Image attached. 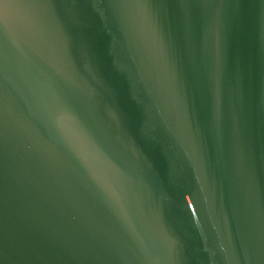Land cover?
Listing matches in <instances>:
<instances>
[{
    "label": "water",
    "instance_id": "95a60500",
    "mask_svg": "<svg viewBox=\"0 0 264 264\" xmlns=\"http://www.w3.org/2000/svg\"><path fill=\"white\" fill-rule=\"evenodd\" d=\"M0 264H264V0H0Z\"/></svg>",
    "mask_w": 264,
    "mask_h": 264
}]
</instances>
